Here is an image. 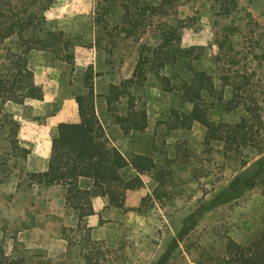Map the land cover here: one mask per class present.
Segmentation results:
<instances>
[{"label": "rangeland", "instance_id": "374dc122", "mask_svg": "<svg viewBox=\"0 0 264 264\" xmlns=\"http://www.w3.org/2000/svg\"><path fill=\"white\" fill-rule=\"evenodd\" d=\"M235 1L223 12L217 0H175L163 20L182 27L185 48L199 47L217 88L229 97L234 93L236 102L257 116L256 140L235 150L206 144L200 124H183L188 107L162 90L151 73L133 88L148 110L145 132L124 135L101 116L114 144L124 153L154 156L158 168L137 175L116 202L92 180L81 179L80 186L91 191L83 206L94 212L86 216L67 204L62 185L39 182L36 174L47 170L59 150L58 126L80 121L75 93L84 87L85 73L93 71L94 87L103 92L133 76L140 44L158 40L145 26L140 38L114 32L109 43L114 65L108 67L110 55L95 45V0H56L40 10L42 20L72 42L61 58L48 51L32 54L34 98L0 103V264H89L82 256L87 247L79 245L89 237L111 250L106 258L112 264H235L228 244L246 246L260 233L264 215L258 181L237 197L230 188L264 157L259 149L264 146V0ZM15 122L19 127L10 133L8 124ZM2 155L7 165L1 164ZM163 170L171 179V199L159 195L167 177Z\"/></svg>", "mask_w": 264, "mask_h": 264}, {"label": "trees", "instance_id": "16d2710c", "mask_svg": "<svg viewBox=\"0 0 264 264\" xmlns=\"http://www.w3.org/2000/svg\"><path fill=\"white\" fill-rule=\"evenodd\" d=\"M55 1L0 0L1 104L16 102L21 97H35L37 88L31 67L33 53L48 51L58 58L64 51L67 53L68 44L72 42L70 37H66L62 30L51 29L40 16V10ZM217 2L223 12L236 5L235 0ZM174 3L175 0H95V45L110 55L105 58L108 67L114 65V53L109 49L114 32L121 31L129 37L140 38L145 26V29H152L158 42L155 45L140 44L133 76L119 84H109L103 92L98 93L94 87L93 71L85 73V85L75 93L80 121L58 126L59 150L49 160L47 170L36 174L39 182L62 185L66 189L67 204L76 211L83 210L81 216L94 214L91 206H83L85 200L90 202L91 191L80 186L81 179L92 180L94 187L100 189L111 202H116L125 191L132 189L137 175L158 168L154 156L144 152L124 153L114 144L107 129L108 120H103L101 116L107 115L124 135L145 132L149 123L148 110L145 104L138 101L133 88L147 80L151 73L157 77L162 90L188 107L183 124L186 125L187 120L200 124L205 129L206 144L219 142L225 149L235 150L256 140L257 116L251 114L246 104L237 103L234 93L229 97L226 90L217 88L214 77L203 64L204 54L197 51L199 47L185 48L181 37L183 31L180 32L182 27L163 20L167 9ZM115 15L119 18L113 22ZM225 80L228 85L229 80ZM98 98H102L99 104L103 105V112L99 110ZM226 115H239V118L230 121ZM8 126L10 133L19 127L16 122ZM17 149L20 147L17 146ZM259 149L264 155V146ZM1 160L2 165L9 162L4 157ZM163 173L167 177L158 190L159 195L171 199L173 191L170 189L169 172L163 170ZM244 174H250L251 178ZM254 181L262 186L261 195L264 198V157L234 179L230 188L237 197ZM188 219H194V215ZM79 245L87 247V251L82 252L87 263L112 264L113 261L106 258L111 250H104L90 237ZM228 249L235 254L232 257L235 264H264V215L261 231L252 241L246 246L231 241Z\"/></svg>", "mask_w": 264, "mask_h": 264}]
</instances>
